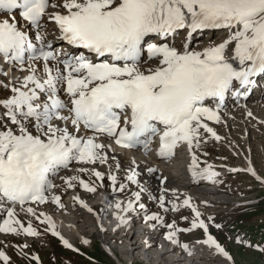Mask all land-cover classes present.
<instances>
[{
	"label": "snow or ice",
	"instance_id": "obj_1",
	"mask_svg": "<svg viewBox=\"0 0 264 264\" xmlns=\"http://www.w3.org/2000/svg\"><path fill=\"white\" fill-rule=\"evenodd\" d=\"M211 31L227 36L202 48L194 45L197 36ZM180 33L186 36L177 47L174 38ZM0 61V76L9 75L5 65L21 73L7 82L0 79V88L8 93L0 98V233L40 237L35 219L66 248L79 252L52 216L37 209L49 203L66 207L54 178L63 181L65 191L79 186L96 193L105 179L97 166L109 164L113 145L147 153L158 137L157 155L164 160L186 145L194 181L218 182L220 172L202 162L197 150L207 143L205 134L222 139L208 121L221 123L226 97L247 98L256 78L264 76V0H0ZM73 165L78 166L75 175L60 176ZM111 169L109 164L113 191L124 192L127 185ZM229 171L247 172L264 185L250 159L246 168ZM84 174L100 183L86 181ZM137 176L130 168L126 179L141 188L132 193L139 202L143 188ZM167 191L152 199L165 212L190 209V227L166 224L139 203L145 221H155L150 227L168 229L165 239L189 256L195 249L182 244L179 233L202 229L205 238L197 243L223 257L225 264H235L209 233L192 197L185 194L181 200L173 190L166 207ZM73 201L94 211L79 195ZM122 204L116 202L118 212L136 210L133 199L126 207ZM18 209L29 217L27 223ZM117 219L120 226L128 223L123 216ZM237 243L264 254L260 245L239 237ZM16 247L27 256V243ZM30 259L41 264L38 255ZM0 262L11 264L3 250Z\"/></svg>",
	"mask_w": 264,
	"mask_h": 264
},
{
	"label": "rangeland",
	"instance_id": "obj_2",
	"mask_svg": "<svg viewBox=\"0 0 264 264\" xmlns=\"http://www.w3.org/2000/svg\"><path fill=\"white\" fill-rule=\"evenodd\" d=\"M226 36L227 35H223V37ZM209 38L212 41L216 39L217 36L214 39L212 36ZM201 39L206 40V37H203ZM198 47L201 48V46ZM5 68L7 71H15V69L13 68H9L6 66ZM7 94L8 93L5 89L0 88V98L6 96ZM262 94H264V92H262ZM261 98L262 97L257 96V99L260 100ZM255 102L256 100H252L249 103L254 104ZM249 103L246 102V105H250ZM239 105L240 106H234L236 108L231 107L233 112L230 108H226L225 111H228V114L222 113L221 123L214 124V121L208 122L211 123L212 128L218 129V135L222 137V139L220 141H216L210 138L209 134H205L207 143L203 144L202 147L197 150L198 155L201 158H204L207 163L210 162L214 167H217L219 169L226 168V172L222 176L224 177V180L222 181V184L224 186L221 185L220 182L219 185L224 188L221 190V193L227 195V203L221 205L219 203L220 201L209 199L205 200L208 202H204V205H201L200 207H202L206 211H210L208 216L207 214H203L202 218L206 223L209 224L210 234L214 236L216 240L233 256L235 264H264V254L257 251L254 247L249 248L244 244L237 243V237H239L242 240L248 241L253 245H260L264 247V185H261L247 172H237L236 175L232 176L233 172L229 171V169H231L232 167L246 168L248 166V159H250L251 162H253L252 166L255 167L258 174L264 176V123H261V121H263L262 118H264V105L258 104L259 108L257 107L258 109L253 110L254 112L251 111L254 114H252L250 117L245 114L247 113L245 105ZM247 111L249 112V110ZM231 113H233V116L231 115ZM244 116L246 117L243 118ZM260 116L262 118H258L257 120L251 118ZM235 117H238L239 120ZM248 142L250 144H248ZM209 148L212 150H210ZM204 153H207V155H204ZM223 164H227L231 166V168H228L227 165ZM107 171L108 170H102V172L105 173V179L103 181V186L99 187L96 193H88L79 186L75 188L77 189L76 191H80L86 196L85 201L87 202V204L93 205V203L99 202L97 201L99 200L97 196L98 193L101 192L100 190H102V188L104 189L108 187V178L106 174ZM83 179H85L86 181L90 179L91 181H95L97 184L100 183L99 181H96L95 177L89 178L88 174H84ZM57 180L58 179H54V183L56 184V182H60L61 184H57L59 187L57 188L56 193L62 196V202L66 205V207L61 209L58 208L55 204L49 203L47 205H40L37 210L41 211L42 208H47L49 210L47 213L48 215L58 213L60 212V210H64L66 214L71 212L69 216L75 217L77 221L79 220L78 225L80 227H78L81 231H83L84 235L90 241V243L84 244L77 239L75 240V242H70L74 245L75 248L79 249V252L68 249L62 244L59 238L51 235L50 232H45L44 225H41L39 221L33 219V226L37 227L41 232L40 237L14 236L11 234L5 235L3 233H0V250L5 251L6 254L11 257V264H36V261L30 259V257L33 255H38L40 257L41 264H125L124 254H121L117 250L116 244H113V246L115 245L116 248L114 251L118 254L121 261H117L116 259H114L112 254L101 244L98 234H94V228H92L93 226L89 225L90 223H94V221L92 220L94 218L88 219L87 214H83L84 210L82 208H76L75 202L68 200L71 196V192L75 189H68L67 191H65L63 181L60 179L58 181ZM125 184L127 185V187L125 188V191L123 193L128 198H132V193H134L137 185L127 182ZM137 189L139 190L138 186ZM137 189L136 191H138ZM159 193L160 192L156 189H154L152 193L149 190L143 191L142 195H144V197H142L140 201L137 202L138 207L139 203H143L148 211V214L161 212V210H156L155 203L157 200L150 201L152 197H158ZM148 201H150V203H148ZM210 202H213L215 206L216 204H219L221 206L219 209L215 208V206L214 209H211ZM47 209L44 211H47ZM94 210H98L100 213L101 209L98 206H95ZM184 211L181 212L180 216L178 217H176L174 214H171L172 217H169L168 212L164 214L163 212L158 214L163 217L166 224H170L175 221L176 226L186 227L190 225V220L193 214L190 210L189 212L183 214ZM18 212L20 218L24 220L25 223H27L29 217L21 213V211ZM214 212H216V214H213ZM72 213H74L75 215ZM143 213L144 210H142L141 217H143V220H145V213ZM0 215H2V213H0ZM185 216L189 217V220H184L183 217ZM209 217L213 219L209 220ZM81 219H84V221H82ZM54 221L57 225L58 230L61 232L59 223L56 221V219ZM153 223H155V221H153ZM216 224L221 225V227H215ZM158 227L160 228V230H164H161L164 234L167 233L168 229L160 227L159 225L157 226V228ZM157 228L155 229L156 232L159 231ZM110 236H115L118 238L121 235L119 233H116ZM126 236L127 235L122 236L123 241ZM136 237L137 240L140 239L139 235L137 236L136 234L133 239H136ZM204 238L205 234L202 229H199L194 234L179 233V239L181 242H197L199 240H203ZM113 239L116 240V238L114 237ZM24 243H27L29 245L28 249H26L27 256L22 255L19 248L16 247L17 245H21ZM118 246L120 248L124 246L127 247L124 244H120ZM173 246L175 248L177 247L175 245ZM159 247L160 243H157L152 248ZM129 248L130 247H128V249ZM192 248H194L195 250L197 249L200 251H209L213 253V251L208 249L207 247L203 250V246H198L197 248L193 246ZM141 249L142 247L135 249V255L139 251H141ZM207 260L209 259L207 258ZM209 261H213L215 263H225V259H220L219 256L212 257ZM0 264H2V262H0ZM134 264L149 263L144 262L141 259H136L134 260Z\"/></svg>",
	"mask_w": 264,
	"mask_h": 264
},
{
	"label": "bare ground",
	"instance_id": "obj_3",
	"mask_svg": "<svg viewBox=\"0 0 264 264\" xmlns=\"http://www.w3.org/2000/svg\"><path fill=\"white\" fill-rule=\"evenodd\" d=\"M49 31L51 33V28L49 29ZM203 37H205V36H199V40H200L199 43L202 46H206L207 44H209L208 43L209 41L206 42V40H202L201 38H203ZM220 38H222V37H220ZM49 39H52L51 34L49 35ZM222 40H223V38L221 39V41ZM217 41H219V39ZM60 46L61 45L59 43H57L55 45V47H60ZM8 73H9L8 77L0 76V79H3L7 82V80L10 79L13 74L21 75V73L17 69H15V71L8 70ZM259 96L261 97V95H259ZM255 100H256V102L254 104H251L248 102L250 105H246V101L240 102V103H241V105H245V108L247 110H249V112H251V111L259 108L258 104L264 105V101L262 98L259 100L256 97ZM232 103L234 104L233 105V107H234V106H236V103H239V102H232ZM242 103H244V104H242ZM227 105H230V104H227ZM225 107H226V105H225ZM234 108H236V107H234ZM225 109L226 108L221 110L220 115H222V113L228 114V111H225ZM247 110H246L247 113H245L246 115H248ZM231 111L233 112L232 109H231ZM253 112H251V113L254 114ZM231 115L233 116V113H231ZM261 116H263V115H261ZM261 116L260 117H251V118H253L254 120H257L258 118H262ZM245 117L246 116H244L243 118H245ZM248 117H250V116L248 115ZM236 119H238V117ZM262 119L264 121V118H262ZM209 126L211 127V124H209ZM213 129L218 134V129L217 128L216 129L213 128ZM248 144H250V143L248 142ZM113 148H114V151L112 149H109V155H110L109 164L112 166L111 170L114 174L117 175L119 182L121 181L124 184L126 182L130 183L129 181H127L126 177L129 174V169L131 168V169H134L138 173L137 180L139 181V185L143 188V191L149 190L152 193V191H154V189H156L157 191L160 192L158 194V197H159L165 188L168 189L167 193H165L166 203H168V201L173 199V197H172V191L173 190L177 191V194L180 195L181 200L184 198L185 194L188 196H191L193 203H195L196 205L199 204L198 207H199V210L202 212V214L206 213V210H204L202 207H200L201 205L202 206L204 205V202H208L205 200L212 199V200L220 201L219 203L221 205H224L227 203V200H226L227 195L221 193V190L224 188L219 185V181L217 182L218 184L215 183V185L213 183L207 181V180H201L199 182H195L192 178H189L184 174V172L182 171V167H181L182 166L181 164L183 163L181 156L179 157L180 159L177 161L164 160V159L158 158L157 156H153V153H151L153 151H150L149 153L148 152L145 153V151L142 149V150H139L141 152V154H137L135 152H126L124 150H119L118 148H116V146H113ZM188 153H189V150H188ZM113 156L115 157V159H111V157H113ZM133 158L136 161L135 165L132 164ZM117 162H119V170L116 169V163ZM109 164L98 165L97 169L100 171L108 170L106 172V174L108 175ZM223 165H227V164H223ZM252 165H253V162H252ZM227 166H229V165H227ZM76 167H78V166H76V165L70 166L69 170L62 171L60 173V176L75 175L74 169ZM229 167H231V166H229ZM149 168H156L158 171L155 173H150L148 171ZM54 179L59 180V178H54ZM217 180H218V178H217ZM56 184L59 185L61 183L56 182ZM135 185H137V184H135ZM221 185H223V184H221ZM136 189H137V186H136L134 192H136ZM76 190L77 189H75L71 192V196L69 197L68 200L73 201V196H76V195H79L81 197V199L85 200L86 196L82 192L76 191ZM140 190H141V188L139 187L138 191H140ZM109 191L112 193L113 190L110 189ZM143 191H141V198L144 197V195H142ZM114 194H117V196L110 197V200H109L108 199L109 195L102 196V195H104L103 192H102V194L98 193L97 196H98L99 200H97V201H99V202L93 203V205L88 204L94 210L95 206L100 207L101 203H102L104 207H102V206H101L102 208L100 207L102 209V211L100 213L98 210L97 211L94 210L93 212H89L87 209L80 206L78 203H75L76 208H78V209L82 208L84 210V212L83 211L82 212H83V214H87L88 219H92V218L95 219V220L92 219L94 221V223H92V224L90 223L89 225L93 226L92 228H94V230L93 229L92 230L94 231V234H98V237L100 239L101 244L103 245V247L105 249H107L112 254L114 259H116L117 261H121L118 254L114 251L117 248V250L121 254L122 253L124 254V260H125L124 263L125 264H134V260H136V259L137 260L141 259L142 261L147 262L149 264H214L215 263L213 261H209L212 257H215V256L218 257V255L214 254V252L212 253V252H209L206 250H205L206 252H204V251H200V250L196 249L194 255L189 256L186 252L183 251V249L178 248V250H177L174 246H170V244L168 243V240H166L165 236H164V235H166V233L164 234L161 230L159 232H156L155 230H153L150 227V225L153 223L152 221L143 222L142 217H141V213H140L141 210L138 209V206H137L138 203L135 201L134 197L128 198L127 196H125L120 191H115ZM100 196L102 198H105V199L103 200ZM121 199L124 200L122 207H126L128 200L133 199L134 203L136 204V210L132 211V212H127V213H125L123 211L118 212L117 208L115 207V204L117 201H121ZM196 199H198V200H196ZM151 200H156V199L151 198L150 201ZM150 201H148V203H150ZM155 204H156V210H161L163 213H167L164 211L163 208H161L159 206L158 201H156ZM221 205L216 204L215 208L219 209ZM148 206H149V204H148ZM151 206H154V205H151ZM46 209L47 208H42L41 211L48 213V211H49L48 209H47V211H44ZM73 209H74V207H73ZM108 210H111L113 212L110 213L109 215H107V213H106V220L107 221H105L106 223H104V221L102 220V215L104 212H107ZM18 211H21V210L18 209ZM21 213L25 214L24 211H21ZM70 213L66 214V212H64V210H60V212L55 213V214L52 213L53 215H50V216L54 217L53 220L56 219V221L59 223L60 230L63 233V235L65 236V238H67L69 241H74V242H75V240L78 239V241L83 243V240H85V239L88 240V239L84 235L83 231H81L79 228L80 227L78 225L79 220L77 221L75 217L69 216ZM74 213H72V214H74ZM117 215L123 216L128 221L127 224H124L122 226L123 232H122L121 236L118 238L115 236H110L111 233H109V232H113L112 227L114 226V222L120 223V221L117 219ZM174 215L176 217L180 216V214H174ZM168 216L172 217L171 213L169 211H168ZM82 221H84V219ZM101 225H102V228H101ZM120 231L121 230L116 231L115 234L119 233ZM135 234L137 236L139 235L141 240L138 239L139 240L138 241L137 237H136V239H133ZM123 235H127L124 238V241L122 238ZM113 237L116 238V240L113 239ZM108 239L110 242L108 241ZM146 241H147V243H146ZM154 243H156V244L160 243V247L159 248H152V247H154V245H156ZM113 244L117 245L116 248H115V245L113 246ZM120 244H124L127 247L124 246L125 248L124 247L120 248L118 246ZM149 244L151 245V247L148 246ZM128 247H130V248L128 249ZM140 247H142L141 251H139L135 255V249L140 248ZM194 247L197 248L198 246H194ZM205 248H206V246L203 245V250ZM219 257H220V259H223V257H221V256H219ZM207 258L209 260H207ZM215 264H225V263L224 262H219V263L217 262Z\"/></svg>",
	"mask_w": 264,
	"mask_h": 264
}]
</instances>
